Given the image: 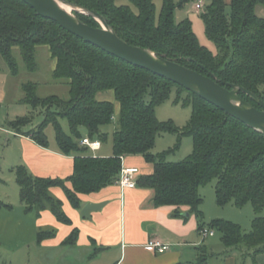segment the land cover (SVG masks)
Returning <instances> with one entry per match:
<instances>
[{"label": "trees", "instance_id": "trees-1", "mask_svg": "<svg viewBox=\"0 0 264 264\" xmlns=\"http://www.w3.org/2000/svg\"><path fill=\"white\" fill-rule=\"evenodd\" d=\"M61 1L88 11L90 14H74L89 26L100 28L93 14L98 15L129 45L147 49L224 85L242 88L264 102V17L256 13L257 7L264 9V0H230L228 5L223 0H209L199 15L207 38L217 49L216 55L199 44L190 21L175 22V11L193 0H161L158 15L154 0H129L134 10L117 4L119 0ZM38 46L48 48L55 61L52 76L67 81L69 97L39 98L36 84L23 83L21 103L46 109L44 120L26 133H21V128L29 123L27 117L10 126L46 148L49 144L44 129L52 125L57 149L64 155L74 154V159L72 174L65 179L35 177L24 166L13 169L25 212L38 216L48 210L59 223L70 225L61 201L51 195L50 188H60L71 206L80 209L79 194L95 193L115 184L122 158L139 155L153 165V171L138 177L136 185L153 191L155 207H174L171 216L183 219L187 217L181 208H186L196 220L197 231L208 229L220 234L223 257L237 254L244 261L245 257L264 254V217H255L247 233L226 220L205 224L199 194L201 186L216 180L218 205L232 202L240 207L250 203L259 213L264 207V134L183 87L74 36L54 21L39 16L23 0H0V56L12 75L18 73L13 48L19 49L26 69L35 71ZM173 90L176 103L182 99L184 105L191 107L190 118L182 128L170 121L160 122L155 116V107ZM105 91H112L119 105L112 155L80 156L78 153L86 150L79 146L80 130L84 129L89 139L103 142L104 127L113 122V104L96 100V94ZM245 92H239V97L260 109ZM52 107L56 110L51 111ZM59 119L67 122L68 133L62 130ZM161 134L175 135L177 145L153 154L151 150ZM186 136L192 138L190 155L181 162H167L166 157ZM77 233L74 229L64 243L74 245ZM53 235L54 230L39 231L37 243ZM197 251L196 260L186 264H210L213 255L203 246Z\"/></svg>", "mask_w": 264, "mask_h": 264}, {"label": "crops", "instance_id": "crops-1", "mask_svg": "<svg viewBox=\"0 0 264 264\" xmlns=\"http://www.w3.org/2000/svg\"><path fill=\"white\" fill-rule=\"evenodd\" d=\"M223 1L226 5L230 3V0ZM187 10L189 12L192 7H187ZM105 92L104 94L103 92L97 93L96 100L113 101V92ZM12 122L14 121L8 122L10 130L5 131L6 134L12 135L13 142H17L19 146L16 166H24L35 177L65 179L72 174L74 154L64 155L59 152L56 145L53 146L50 143L46 148L37 145L30 136L20 134L13 129L10 126ZM21 130V133H26L23 128ZM80 133L81 138L88 137L84 129L80 130ZM79 146L81 149L85 148L80 144ZM85 149L78 154L100 158L112 155V145L108 149H103L101 142L98 150ZM16 166H13L12 170ZM121 166L137 168L136 179L143 175H149L153 171V165L147 163L139 155L123 157ZM12 180L16 183L15 173ZM0 184L4 188L8 183L0 179ZM16 188V193H12L13 200L9 199V196H1L0 212L8 215L13 212L15 207L19 208L22 219L31 225L36 239L37 233L42 231L39 229L54 230L52 237L45 238L38 243L39 246L48 247L54 252L64 248H71L70 250L86 248L89 250L91 247H99L86 259L92 261L100 255L109 253L106 256L111 258L110 264H186L196 260L198 257L197 248L203 246L213 255L210 264H244L241 263L242 260L237 254L223 257V249L220 244H216L208 236L203 238L197 231L194 216L188 215L187 219L173 218L171 213L174 207H155L151 189L136 185L135 188L123 190L113 184L95 193L79 194L81 207L75 209L60 188H50L51 195L61 201L62 210L71 221L70 225H66L59 223L48 210L41 211L38 216L25 212L24 205L19 201V188ZM87 203H103V206L92 212L90 219H86L81 216V209ZM4 205H9L11 208ZM181 211L185 216L186 208H181ZM8 216L10 219L7 220H13L12 215ZM19 221L23 222L21 218ZM74 229L78 232L75 244H65V239ZM151 241L168 244L169 249L163 253L150 250L146 245Z\"/></svg>", "mask_w": 264, "mask_h": 264}, {"label": "rangeland", "instance_id": "rangeland-1", "mask_svg": "<svg viewBox=\"0 0 264 264\" xmlns=\"http://www.w3.org/2000/svg\"><path fill=\"white\" fill-rule=\"evenodd\" d=\"M155 12L158 15L161 8V0H154ZM209 0H204V5H208ZM119 5H128L133 10L134 8L129 3V0H119ZM191 3L188 4L190 8ZM186 9H177L174 13L175 22L181 20H188L191 22L193 32L199 44L205 47L213 55L217 54V49L212 41H210L205 34L204 23L200 15L193 10L188 12ZM228 10V8H227ZM75 12L81 11L73 10ZM257 15L264 17V9L257 7ZM82 14V13H81ZM84 14V13H83ZM85 15V14H84ZM13 57L15 58L18 73L12 75L7 67V64L0 56V179L5 180L8 184L6 187H1L0 184V198L1 196H9L12 199V193H16L17 184L14 182L13 166L18 164V143L13 142V137L6 134L5 130H10L8 122L16 121L27 117L29 123L22 128L28 132L35 130L44 120L46 109L37 107L33 108L28 104L21 103L23 93L20 89L21 84L31 82L37 85L36 95L39 98H46L49 96H57L62 100H67L68 85L66 80H56L52 76L55 61L51 58L49 50L45 46H38L35 49L36 70L28 71L21 58L18 48H13ZM111 93V91H109ZM106 92H103V94ZM102 95V94H101ZM106 99V98H104ZM176 93L173 90L169 97L162 103L155 107V116L160 122H172L175 127H184L191 115V107L184 105L182 99L177 103ZM110 102V101H109ZM114 109V117L111 125L104 127L106 138L103 142V149H108L112 145V134L116 126V115L119 111V105L113 99L111 101ZM56 108L52 107L51 111ZM62 130L68 133V124L65 120L59 119ZM82 130V129H81ZM48 144H55V135L52 125L46 126L44 129ZM83 136V135H82ZM177 145V137L171 134H161L157 136L154 148L151 150L153 154L162 153L163 151L174 148ZM192 152V138L186 136L182 137L178 148L166 157L167 162H181L186 159ZM215 184L216 180L199 188V194L202 198V205L200 207L204 216V223L208 224L212 220L221 219L230 221L238 225L243 233H247L251 229L252 221L255 217H264V207L259 213H256L250 203H246L240 207L234 206L232 202H228L220 206L215 198ZM4 190V191H3ZM13 200V199H12ZM18 200V199H17ZM20 201V199H19ZM8 215L13 216V220ZM0 212V264H110L109 253L98 256L95 260L89 261L86 258L92 255L94 250L99 247H91L89 250L64 248L57 251H52L45 246H39L37 243L35 232L32 231L31 225L24 222L22 219L21 210L17 207L9 214ZM21 218L20 222L19 219ZM16 220V221H14ZM45 228L39 230L45 231ZM216 244H220V234L215 232L214 235L208 236ZM244 264H264V254H258L254 258L245 257Z\"/></svg>", "mask_w": 264, "mask_h": 264}, {"label": "water", "instance_id": "water-1", "mask_svg": "<svg viewBox=\"0 0 264 264\" xmlns=\"http://www.w3.org/2000/svg\"><path fill=\"white\" fill-rule=\"evenodd\" d=\"M23 1L39 16L54 21L59 27L83 41L95 45L130 65L145 69L183 87L231 117L264 134V102L253 94L234 85L219 83L213 77L202 75L174 61L159 57L147 49L129 45L121 40L98 15L93 14L100 24V28H95L64 12L57 2L69 5L76 11L80 10L82 14H90L80 7L61 0ZM241 91L249 95L260 106V109L242 100L238 95ZM102 206L103 203H87L81 209V216L90 219V214L101 209ZM185 216L188 214L185 213Z\"/></svg>", "mask_w": 264, "mask_h": 264}, {"label": "built area", "instance_id": "built-area-1", "mask_svg": "<svg viewBox=\"0 0 264 264\" xmlns=\"http://www.w3.org/2000/svg\"><path fill=\"white\" fill-rule=\"evenodd\" d=\"M191 7L194 12L198 14L202 13L205 9L204 0H193ZM80 145L88 148L91 151L98 150L100 148V142L98 140H91L88 137L82 138ZM138 174L137 168H124L121 166V172L118 180L115 182L121 189H132L136 186V176ZM203 238L214 235V231L203 229L200 232ZM146 247L157 253H163L169 249L168 244H162L157 241H151L147 243Z\"/></svg>", "mask_w": 264, "mask_h": 264}, {"label": "bare ground", "instance_id": "bare-ground-1", "mask_svg": "<svg viewBox=\"0 0 264 264\" xmlns=\"http://www.w3.org/2000/svg\"><path fill=\"white\" fill-rule=\"evenodd\" d=\"M57 4H58V6L64 11V12H66L67 14H69V15H71L72 16V14H70V13H72V11L74 10V8L73 7H71V6H69V5H66V4H64V3H61V2H57Z\"/></svg>", "mask_w": 264, "mask_h": 264}]
</instances>
